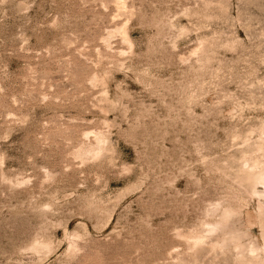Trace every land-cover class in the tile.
I'll list each match as a JSON object with an SVG mask.
<instances>
[{
  "label": "rangeland",
  "instance_id": "obj_1",
  "mask_svg": "<svg viewBox=\"0 0 264 264\" xmlns=\"http://www.w3.org/2000/svg\"><path fill=\"white\" fill-rule=\"evenodd\" d=\"M0 264H264V0H0Z\"/></svg>",
  "mask_w": 264,
  "mask_h": 264
}]
</instances>
